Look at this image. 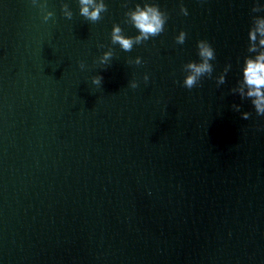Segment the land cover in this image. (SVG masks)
I'll use <instances>...</instances> for the list:
<instances>
[{
  "label": "water",
  "instance_id": "95a60500",
  "mask_svg": "<svg viewBox=\"0 0 264 264\" xmlns=\"http://www.w3.org/2000/svg\"><path fill=\"white\" fill-rule=\"evenodd\" d=\"M144 2L105 0L93 23L78 0H47V22L0 0V264H264V117L231 92L264 0H151L165 31L125 52L113 26L138 35L125 13ZM200 40L213 78L189 90Z\"/></svg>",
  "mask_w": 264,
  "mask_h": 264
},
{
  "label": "clouds",
  "instance_id": "9594fccd",
  "mask_svg": "<svg viewBox=\"0 0 264 264\" xmlns=\"http://www.w3.org/2000/svg\"><path fill=\"white\" fill-rule=\"evenodd\" d=\"M33 6L40 8L46 14L43 15L44 22H47L54 16L52 11L47 10V0H31ZM80 5V15L86 20L93 23L100 21L103 13L108 12V5L105 0H78ZM127 7V2L124 5ZM253 13L264 12V5L256 3L251 9ZM62 13L65 18L71 20L73 18V11L68 3L62 5ZM180 13L188 16L187 7L181 3ZM125 22L132 25L139 33L136 36H126L120 24H115L111 32V43L119 45L125 52H131L135 45H140L148 40L159 36L165 31V25L169 19L166 11L161 10L159 4L145 0L143 5L137 3L135 8H129L125 13ZM187 32L180 31L176 37V43L183 45L187 39ZM104 47V45H100ZM197 54L199 62L190 61L183 65V71L186 76L183 80V87L191 90L200 85L202 78L207 76L213 78L214 65L211 63L216 59V50L208 40H200L197 42ZM249 55L244 58V66L242 69V79L237 82V86L231 89L233 94H238L241 100L250 99L254 106L255 112L258 116L264 117V16H253L252 27L249 30ZM114 56V50L109 48L99 58L101 65H109ZM129 63L140 65L142 59L140 57L135 60H129ZM86 65L81 62L80 68L84 69ZM231 64L225 66L223 73L216 77V83L219 87L226 83V75L231 70ZM144 82L147 83L149 76L147 74L143 77ZM103 76L96 75L92 78V83L97 86H102ZM132 89L139 87V82L132 80L129 85ZM233 109L237 112L241 111V105L233 104ZM242 119L248 120L251 117L250 112H242Z\"/></svg>",
  "mask_w": 264,
  "mask_h": 264
}]
</instances>
